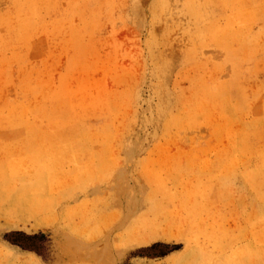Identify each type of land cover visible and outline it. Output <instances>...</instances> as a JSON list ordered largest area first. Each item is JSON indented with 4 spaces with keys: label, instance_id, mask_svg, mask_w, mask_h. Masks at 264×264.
Wrapping results in <instances>:
<instances>
[{
    "label": "rangeland",
    "instance_id": "374dc122",
    "mask_svg": "<svg viewBox=\"0 0 264 264\" xmlns=\"http://www.w3.org/2000/svg\"><path fill=\"white\" fill-rule=\"evenodd\" d=\"M263 234L264 0H0V264H264Z\"/></svg>",
    "mask_w": 264,
    "mask_h": 264
},
{
    "label": "bare ground",
    "instance_id": "6f19581e",
    "mask_svg": "<svg viewBox=\"0 0 264 264\" xmlns=\"http://www.w3.org/2000/svg\"><path fill=\"white\" fill-rule=\"evenodd\" d=\"M254 138H255V137H254ZM244 141H245V139H244ZM245 143H247V142H245ZM248 143H249V142H248ZM248 143H247V144H248ZM254 144H255V143H254ZM238 146H240V145H238ZM238 146H237V147H238ZM244 146H245V145H244ZM242 147H243V146H242ZM245 148H246V147H245ZM237 150H238V149H237ZM237 150H236V152H237ZM243 150H244V149H243ZM242 153H243V152H242ZM239 154H240V153H239ZM238 156L240 157V155H238ZM240 158H241V157H240ZM243 159H244V158H243ZM243 159H242V160H243ZM259 175H260V174H259ZM252 176H253V175H252ZM254 176H256V175H254ZM260 176H261V175H260ZM262 178H263V177H262ZM262 178H261V179H262ZM247 180H248V178H247ZM249 180H250V178H249ZM249 180H248V181H249ZM251 180H254V179H251ZM251 180H250V181H251ZM256 181H258V180L256 179ZM261 181H262V180H261ZM251 182H252V181H251ZM253 182H254V181H253ZM262 182H263V181H262ZM260 198H261V197H260ZM261 233H263V232H261ZM257 234H258V232H257ZM254 235H255V233H254ZM263 235H264V234H263ZM258 236H259V235H258ZM259 238H260V237H259ZM262 239H264V238L262 237L260 240L262 241ZM256 245H257V244H256ZM260 246H261V245H260ZM262 246H263V245H262ZM263 248H264V246H263ZM255 259H256V257H255Z\"/></svg>",
    "mask_w": 264,
    "mask_h": 264
}]
</instances>
